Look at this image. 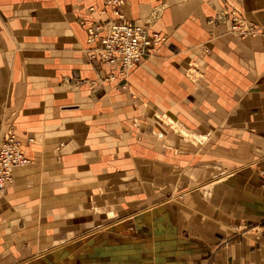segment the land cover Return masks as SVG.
I'll return each mask as SVG.
<instances>
[{"label":"crops","instance_id":"1","mask_svg":"<svg viewBox=\"0 0 264 264\" xmlns=\"http://www.w3.org/2000/svg\"><path fill=\"white\" fill-rule=\"evenodd\" d=\"M106 1L0 0V140L27 159L0 190V264H264V0H125L166 37L125 76L86 51Z\"/></svg>","mask_w":264,"mask_h":264},{"label":"built area","instance_id":"2","mask_svg":"<svg viewBox=\"0 0 264 264\" xmlns=\"http://www.w3.org/2000/svg\"><path fill=\"white\" fill-rule=\"evenodd\" d=\"M125 0H107L112 5V15L103 20L91 21L86 25V49L89 59H96L108 66L119 67V74L127 75L135 68L145 55L154 52L161 46L166 37L144 25L133 24L126 19L121 7ZM94 11L93 8H89ZM232 30L242 36L254 31L252 25L235 12L232 13ZM81 24H86L84 19ZM27 159L24 146L15 132L9 128L0 140V190L12 180L14 166L24 164ZM264 181V168L260 170ZM264 232V213L262 214Z\"/></svg>","mask_w":264,"mask_h":264},{"label":"rangeland","instance_id":"3","mask_svg":"<svg viewBox=\"0 0 264 264\" xmlns=\"http://www.w3.org/2000/svg\"><path fill=\"white\" fill-rule=\"evenodd\" d=\"M164 119H166L167 121L169 120L172 125V129L177 131V133H179V137L180 138H183L185 139V141L187 140L188 142H195V143H199V142H206L208 141V139H204L203 137H200V136H197V135H194L193 136V132L190 131L188 132V130H182V126H180L179 124H176V123H172L171 122V119L169 117H165ZM209 150H212V146L209 147ZM261 170V169H260ZM224 174V173H222ZM217 178V177H215ZM214 178V179H215ZM217 181L218 180H223L224 182L226 181L227 182V178L226 179H219L217 178L216 179ZM216 180H213L212 182H216ZM216 185L213 184V183H204V185H199L197 189H199V191H201V195H202V198L204 200V203H208V206H211L209 207L210 211H209V214H208V217H209V223H212V225H218L216 223V219L218 217L216 216H219L217 215L218 213H223L220 211V208L219 207H216L217 205H215L213 203V189ZM176 189V188H175ZM179 189V188H178ZM191 196L190 200H192L195 195H189ZM159 197V199H162V200H169L171 203H175V204H178V205H181V203L185 200V193H182V191L180 190H175L173 193H161V194H158L157 195V198ZM215 200V199H214ZM212 211V212H211ZM216 217V218H215ZM223 217H224V214H223ZM205 227V226H204ZM149 228H147L148 230ZM207 229H208V226H207Z\"/></svg>","mask_w":264,"mask_h":264}]
</instances>
